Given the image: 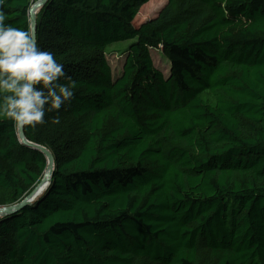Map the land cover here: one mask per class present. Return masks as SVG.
Returning <instances> with one entry per match:
<instances>
[{
  "label": "trees",
  "instance_id": "1",
  "mask_svg": "<svg viewBox=\"0 0 264 264\" xmlns=\"http://www.w3.org/2000/svg\"><path fill=\"white\" fill-rule=\"evenodd\" d=\"M35 1L5 0L6 23L28 30ZM150 1L39 9L36 42L76 87L23 127L54 171L30 205L0 217V264H264V0H164L136 26ZM129 41L113 79L106 51ZM46 168L0 118L7 203Z\"/></svg>",
  "mask_w": 264,
  "mask_h": 264
},
{
  "label": "clouds",
  "instance_id": "2",
  "mask_svg": "<svg viewBox=\"0 0 264 264\" xmlns=\"http://www.w3.org/2000/svg\"><path fill=\"white\" fill-rule=\"evenodd\" d=\"M4 3L0 0V6ZM6 18L0 7V118L16 128H34L46 122V113L58 112L73 99L76 81L54 53L38 46L31 28L14 27Z\"/></svg>",
  "mask_w": 264,
  "mask_h": 264
},
{
  "label": "rangeland",
  "instance_id": "3",
  "mask_svg": "<svg viewBox=\"0 0 264 264\" xmlns=\"http://www.w3.org/2000/svg\"><path fill=\"white\" fill-rule=\"evenodd\" d=\"M165 4L166 2L164 0H151L147 5L141 8L138 17L136 19L135 25L138 26L142 22L156 16L157 13L165 6ZM131 43L132 41L123 42V43L113 44L108 47L106 51V58L108 64L111 67L113 79H116L120 76L126 57L125 51L127 50L128 46ZM149 51L155 68L161 71L164 77L167 78L169 76V71H170L169 61L164 57L160 49L159 50L151 49ZM9 205L10 204L7 203L6 198L3 196L2 193H0V208L7 207Z\"/></svg>",
  "mask_w": 264,
  "mask_h": 264
},
{
  "label": "water",
  "instance_id": "4",
  "mask_svg": "<svg viewBox=\"0 0 264 264\" xmlns=\"http://www.w3.org/2000/svg\"><path fill=\"white\" fill-rule=\"evenodd\" d=\"M46 2H47V0H38V1L33 3V5L31 6V8L29 10L30 28L34 31L35 38H36V13L41 7H43L45 5ZM18 138L24 146L31 148L33 150L39 151L40 153H42L45 156V158L47 160V168L45 170V174H44L43 178L41 179L40 183L21 202H19L18 204H15V205H10L7 207L0 208V217H5L8 215H11V214L21 210L25 206L30 205L49 186V184L51 182L52 174L54 171V158H53V155L51 154V152H49L46 148H44L40 145L28 142L25 138L23 127L18 128Z\"/></svg>",
  "mask_w": 264,
  "mask_h": 264
}]
</instances>
